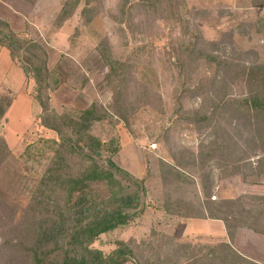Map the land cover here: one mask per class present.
Returning <instances> with one entry per match:
<instances>
[{"label": "trees", "instance_id": "trees-1", "mask_svg": "<svg viewBox=\"0 0 264 264\" xmlns=\"http://www.w3.org/2000/svg\"><path fill=\"white\" fill-rule=\"evenodd\" d=\"M79 2L63 1L56 16L57 27L71 17ZM83 2L79 14L87 25L99 12L97 5L90 4L99 2ZM252 5L264 7V0H252ZM114 14L119 27L124 25L134 36L138 32L150 35L155 28L159 29L158 22L162 23L161 27L168 26L162 49L164 60L176 73L171 99L179 108L184 100H198L195 109L190 110L189 122L194 120L199 128L210 129L208 141L200 143L196 151L175 147L170 150L171 163L160 161L161 184H168L160 208L177 217L221 221L227 241L198 246L166 245L171 239L162 243L155 238L134 246L130 240H118L108 253L94 247L100 235L137 218L147 198V177L137 178L120 168L113 159L120 146L112 143L105 147L92 133L95 123L109 117L108 110L129 126L128 109L136 110V107L129 106L127 99L123 101L127 77L137 68L136 57L115 59L108 42L101 41L96 48L107 67L104 82L112 93L113 103L109 109L92 102L81 111L56 114L49 107L48 93L59 82L55 73L62 63L49 68L42 44L22 38L7 20L0 19V47L8 51L12 62H17L25 78L33 80L32 99L41 107L39 124L56 131L59 138L45 171L33 183L25 184L27 203L23 208L12 209L0 193L3 206L0 251L15 253L6 260L0 252V261L7 264H125L128 261L132 264H259L236 251L232 243L239 227L264 235V194L211 199L210 184L214 170L221 179L240 175L251 184L261 183L264 178V64L246 65L240 54L226 52L223 40V44L206 41L193 18L187 16L182 0H120ZM155 43L152 40L153 50ZM239 80L245 83L246 92L231 97L229 88ZM157 95L146 94L145 104H152ZM12 99L0 95V120ZM10 157L11 151L0 136V169L3 166L4 173L14 172ZM194 178L199 182L202 197L197 195L195 203L172 196L168 191H174L169 187L184 181L195 188Z\"/></svg>", "mask_w": 264, "mask_h": 264}, {"label": "rangeland", "instance_id": "rangeland-1", "mask_svg": "<svg viewBox=\"0 0 264 264\" xmlns=\"http://www.w3.org/2000/svg\"><path fill=\"white\" fill-rule=\"evenodd\" d=\"M63 1L0 2V19L7 20V13L20 17V23L24 19L23 30L15 32L22 38L42 44L48 55L49 68L62 63L61 69L59 67L55 73L59 82L55 89L48 93L49 107L56 114L78 112L92 102L107 108L113 103L112 93L104 82L107 67L96 48L101 41L108 42L115 59L136 57L134 60L137 63V68L127 77L123 101L127 99L129 106L136 107V110L128 109L129 126L118 119L115 112L108 110L109 117L95 123L92 133L105 147L112 143L120 146L113 158L120 168L134 177H147L145 207L129 224L100 235L93 246L103 253H108L118 240H130L134 246L155 238H159L162 243L171 239L172 242H166V245L188 243L198 246L226 242L222 222L212 219H206V223L191 222L185 217L167 214L160 208L168 187V184H161L160 161L171 163V149L184 147L196 151L199 144H204L210 137L209 128H199L194 124V120L189 122L190 110L195 109L198 100H184L182 108H179L176 101L171 99L176 73L168 66L167 60H164L162 49V43L166 40L164 37L169 32L168 26L161 27L162 23L158 22L156 26H159V29L155 28L150 35L138 32L134 36L124 25L119 27L116 20L114 13L117 12L120 0H98V4L91 3V6L97 5L99 12L85 25L79 14L84 0H80L71 17L61 27H57L56 16ZM182 1L186 4L187 16L193 18L206 41L223 40L226 52L240 54L245 60L242 62L246 65L264 64V7H254L252 0ZM175 33L178 34V27ZM152 40L156 41L154 50L151 47ZM230 48H233V51H230ZM13 63L17 64L16 61ZM84 79L86 82L83 84ZM26 81V85L16 83L13 86H3L0 88V95L14 98L19 92H25L33 96L34 82L31 78H26ZM245 92V83L240 80L229 88L231 97H238ZM148 93L152 96L158 94V99L152 104L144 102L143 98ZM28 113L27 122L24 121L26 116L21 115L15 122L12 115H4L0 120V136L11 151L9 163L13 165L14 171L4 173L1 166L0 193L12 209L25 206V184L33 183L34 178L45 171L59 143L56 131L39 124L41 107L34 99L28 107ZM17 124L22 125L16 127ZM199 124L203 127V123ZM77 167L75 165V168ZM212 167L214 170V165ZM213 178L212 185L210 184L211 199L233 198L246 193L264 194V178H261V183L251 184L243 181L240 175L221 179L216 170ZM246 179L250 181L248 176ZM194 181L195 188L186 185L184 181L178 186H170L172 188L169 189L174 191H168L172 196L195 203L197 195L201 199L202 197L199 182L196 178ZM0 209H3L2 205ZM232 246L256 263L264 264V235L239 227ZM0 252L6 260L15 254L9 250ZM0 264H7V261H0Z\"/></svg>", "mask_w": 264, "mask_h": 264}, {"label": "crops", "instance_id": "crops-1", "mask_svg": "<svg viewBox=\"0 0 264 264\" xmlns=\"http://www.w3.org/2000/svg\"><path fill=\"white\" fill-rule=\"evenodd\" d=\"M6 19L10 23L11 27L15 31L23 30L25 21L23 19L22 23H20V17L15 15L14 13H7ZM22 25V27H21ZM22 32V31H21ZM9 73H12L11 76H8ZM16 83L26 85L27 81L20 70V68L15 65L9 56L8 51L5 48L0 47V88L6 85H15ZM31 85V82L29 83ZM31 97V98H30ZM32 104V96L28 95L25 92H19L15 95V97L12 100V104L10 105L9 109L7 110L4 115L5 117H10L12 115V119L15 122L19 116L25 117L24 121L27 122V114L28 113V107ZM19 114V115H18ZM22 124H17V126H20ZM186 220L191 222H207L206 219H196V218H186ZM218 221V220H213ZM221 222V221H220ZM200 223V224H203Z\"/></svg>", "mask_w": 264, "mask_h": 264}, {"label": "built area", "instance_id": "built-area-1", "mask_svg": "<svg viewBox=\"0 0 264 264\" xmlns=\"http://www.w3.org/2000/svg\"><path fill=\"white\" fill-rule=\"evenodd\" d=\"M0 2H1V0H0Z\"/></svg>", "mask_w": 264, "mask_h": 264}]
</instances>
